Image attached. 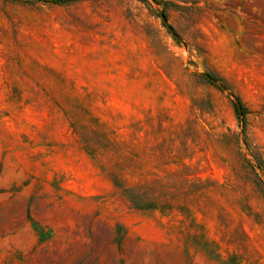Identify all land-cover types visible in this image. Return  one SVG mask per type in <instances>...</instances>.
Returning a JSON list of instances; mask_svg holds the SVG:
<instances>
[{
	"label": "rangeland",
	"instance_id": "obj_1",
	"mask_svg": "<svg viewBox=\"0 0 264 264\" xmlns=\"http://www.w3.org/2000/svg\"><path fill=\"white\" fill-rule=\"evenodd\" d=\"M0 264H264V0H0Z\"/></svg>",
	"mask_w": 264,
	"mask_h": 264
},
{
	"label": "water",
	"instance_id": "obj_2",
	"mask_svg": "<svg viewBox=\"0 0 264 264\" xmlns=\"http://www.w3.org/2000/svg\"><path fill=\"white\" fill-rule=\"evenodd\" d=\"M163 20H164V22L166 23V25L169 27V25H168V23H167L165 17H163ZM169 28H170V27H169Z\"/></svg>",
	"mask_w": 264,
	"mask_h": 264
}]
</instances>
